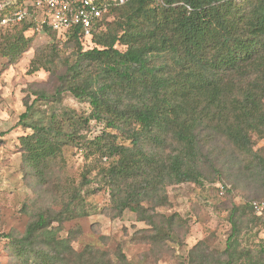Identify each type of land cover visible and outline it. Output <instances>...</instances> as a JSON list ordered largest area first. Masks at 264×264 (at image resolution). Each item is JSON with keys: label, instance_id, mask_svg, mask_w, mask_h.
<instances>
[{"label": "trees", "instance_id": "16d2710c", "mask_svg": "<svg viewBox=\"0 0 264 264\" xmlns=\"http://www.w3.org/2000/svg\"><path fill=\"white\" fill-rule=\"evenodd\" d=\"M110 13L114 21L93 34L88 50L79 27L65 34L72 54L61 69L37 54L31 62V71L42 67L56 85L53 93L39 91L24 101L19 122L32 133L19 139V151L34 186L52 198L44 206L23 204L26 227L9 233L4 247L15 264H136L120 248L111 254L87 244L76 251L72 232L60 237L63 224L96 214L85 197L104 188L109 209L116 216L136 214L152 230L147 240L158 245L171 238L177 220L156 221L165 188L202 186L209 156L223 148L246 158L248 165L238 164L264 187V157L252 149L253 136L264 140V0H124ZM26 16L0 40V57L8 63L33 40L25 36L34 29ZM65 93L87 104L89 114L64 108ZM91 122L103 126L94 138L88 137ZM65 148L82 152L78 182L67 172ZM227 221L225 248L211 251L199 242L186 264H264V241L244 245L264 219L248 203H232Z\"/></svg>", "mask_w": 264, "mask_h": 264}, {"label": "rangeland", "instance_id": "374dc122", "mask_svg": "<svg viewBox=\"0 0 264 264\" xmlns=\"http://www.w3.org/2000/svg\"><path fill=\"white\" fill-rule=\"evenodd\" d=\"M0 1L15 5L19 0ZM30 2L31 0H22L15 8L23 10L27 5H32ZM115 16V13L107 14L102 31L107 24H112ZM26 17V21L32 20L35 27L36 19L33 21L31 15ZM10 30L12 31L11 28L0 27V40ZM25 36L32 37L33 40L15 62L8 63L7 59L0 57V264H15L14 258L5 252L4 247L9 233H23L26 227L28 217L22 212L23 204L36 200L39 205L44 206L52 198L51 194L41 193L34 186L33 178L22 165L19 151V139L32 133L19 122L20 115L25 111L24 101L34 100V94L39 91L51 94L56 85L50 72L42 67L38 66L37 71H31V62L37 54L42 61L53 59L61 69L62 61L66 57L70 59L72 54L71 46L66 44L67 37L62 39L58 34L53 35L44 28L39 32L31 28ZM88 47L92 48L93 43L82 48L88 50ZM118 49L124 50L121 46ZM53 54H57L58 58ZM61 103L64 108L74 110L79 115L90 112L87 104L78 102L68 93L63 95ZM38 105L40 109L46 110L45 105ZM102 129L103 126L99 123L91 122L88 137H96ZM252 140L253 151L264 157V140H258L255 136ZM224 149L209 156V167L206 168L202 186L183 183L165 188L161 206L156 208L155 213L158 215V222L163 220L162 216L177 215L176 228L170 239L165 238L158 245L151 244L146 238L148 234H152L150 227L137 220L136 214L127 210L116 216L109 209V195L104 188L85 197L86 203L96 209L97 213L65 222L60 237H69L72 232L70 241L76 251H81L87 244L111 254H115L120 248L136 264H186L190 249L199 242H203L211 251H222L230 230L227 214L231 204L264 201V187L260 188L258 178H249L247 173L248 171L254 177L252 169L238 164L242 162L248 165L247 159L240 157L236 151ZM81 153L76 148L64 149L67 172L77 182L84 165ZM92 187L95 184L88 189ZM221 187L223 195L219 194ZM244 240V245L248 248L264 241V226L254 227L244 236Z\"/></svg>", "mask_w": 264, "mask_h": 264}, {"label": "built area", "instance_id": "2783aa9c", "mask_svg": "<svg viewBox=\"0 0 264 264\" xmlns=\"http://www.w3.org/2000/svg\"><path fill=\"white\" fill-rule=\"evenodd\" d=\"M106 1L103 5H97L95 0H33L30 6L36 19L34 29L39 32L43 25H46L64 39L70 29L79 27L80 43L82 47H87L92 43L93 34L102 30L108 8L124 3V0ZM155 1L161 3V0ZM12 6L13 3L0 1V27L7 28L12 23L20 22L27 15V7L23 10L20 8L12 10ZM223 193L221 187L219 194ZM249 205L256 217L264 219V201H251Z\"/></svg>", "mask_w": 264, "mask_h": 264}]
</instances>
